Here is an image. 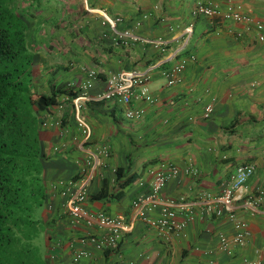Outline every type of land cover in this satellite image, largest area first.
I'll return each mask as SVG.
<instances>
[{"label": "crops", "instance_id": "0c3cea01", "mask_svg": "<svg viewBox=\"0 0 264 264\" xmlns=\"http://www.w3.org/2000/svg\"><path fill=\"white\" fill-rule=\"evenodd\" d=\"M69 1L64 0L65 5ZM214 1L238 3L264 23V0ZM85 3L81 18L64 31V42H54V53L69 62L64 69L53 67L46 81L49 89L75 90L72 83H81L89 69L97 70L79 110L91 126V138L83 142L78 135L71 98L59 108L65 93L40 115L50 121L39 133L47 184L40 217L48 264H264V213L250 214L235 202L236 215L248 223L251 233L243 245L227 253L220 249L218 236L231 237L233 222L225 211L217 216L204 209L206 202L219 206L216 197L230 184L238 164L254 165L242 194L264 187V42L252 31L238 36L243 22L194 13V0ZM106 11L120 18L114 28L101 16ZM191 21L194 27L188 36L184 28ZM125 30L138 39L123 35ZM187 53L195 58L180 80L168 85L161 70ZM123 69L149 75L153 101L134 102L144 109L140 118H126L123 106L102 97L108 74ZM53 72L55 78L50 76ZM58 75L68 79L66 85L59 86ZM210 101L213 112L204 119L203 108ZM63 127L69 128L66 135L60 134ZM100 144L108 146V156L97 153ZM54 145L62 146L61 151L54 152ZM87 151L92 152V165L83 171ZM189 166L196 172L187 171ZM170 167L179 172L167 181L161 196L176 201L177 219L186 213L178 206V198L184 196L193 204L195 218L180 233L165 234L135 216L132 201L148 189L153 172ZM59 179L73 181V188L85 184L83 205L88 212L118 216L131 225L115 250L81 242L86 235L101 236L104 229L71 222L66 197L50 188ZM157 215L158 210L149 213ZM79 250L88 256L75 262L72 256Z\"/></svg>", "mask_w": 264, "mask_h": 264}, {"label": "built area", "instance_id": "2783aa9c", "mask_svg": "<svg viewBox=\"0 0 264 264\" xmlns=\"http://www.w3.org/2000/svg\"><path fill=\"white\" fill-rule=\"evenodd\" d=\"M194 13H200L207 17H218L223 20L243 22L244 28L237 31V35H242L243 32L252 31L255 39L258 42H264V23L243 11L242 7L235 2H219L214 0H194ZM104 20L111 28H114L120 21L119 17L110 18L106 12H102ZM146 17V15H145ZM139 25V23H137ZM194 22L191 21L184 28V33L188 36L192 34ZM123 35L137 40L138 37L129 30H125ZM195 58L193 53L183 54L180 59L171 67L161 70V75L166 78V83L172 85L180 80V74L185 69L189 61ZM98 73L96 69H89L86 78L78 84L72 83L71 87H77L81 90L80 94L75 97L62 95L59 108L63 107V102L71 98L75 109V128L83 142H88L92 135L90 124L79 115V110L83 106L86 98V91L93 86L97 79ZM149 75L147 72H137L135 70H118L110 72L105 80V88L102 92V97L115 101L123 106L124 116L128 119L140 118L144 115V109L136 106L134 102L145 101L152 102L153 97L148 87ZM214 104L212 101L204 105L202 117L210 118L213 112ZM50 121L47 119L41 120V126H48ZM69 132L68 127H63L60 131L61 135H66ZM62 146L54 145L52 150L60 152ZM87 156L83 161V171L86 167L92 165V152L87 151ZM97 153L108 156L109 148L106 144H100L97 148ZM167 172L155 171L149 182L148 189L145 192L138 194L132 201L135 208V216L140 217L148 225L156 228L159 232L180 233L192 219L195 218L193 204L185 200L184 196L178 198V206L185 211V216L182 219H177V212L173 208L176 204L175 200H166L162 198L161 192L167 181L178 174L179 170L175 167H170ZM187 171L195 173L196 170L189 166ZM254 173V165L250 163L238 164L231 176L230 184L224 187L222 193L216 197V202L219 206L214 207L213 202H206L204 209L211 210L217 216H222L224 211L227 212V217L233 222L235 229L234 234L227 238L223 234H219V247L227 253L232 252L234 246L243 245L250 236V228L246 221L236 215L235 202H239V206L248 211L250 214L264 213V187L256 189L255 192L242 194L240 189L245 184L247 179ZM50 188L54 191L58 190L59 194L66 197V207L71 218V222L77 224L84 222L87 225H96L100 229H104V233L96 237L95 235H86L81 238L84 244H92L97 249L115 250L119 244L121 234L131 228L130 224L125 223L118 216H110L103 212L90 213L88 212L83 202L87 197V188L85 184H80L77 188H73L71 180H55L50 183ZM158 210L156 217H150L149 213ZM86 250L74 252L73 261H78L83 257H87ZM250 264H257L252 262Z\"/></svg>", "mask_w": 264, "mask_h": 264}, {"label": "trees", "instance_id": "16d2710c", "mask_svg": "<svg viewBox=\"0 0 264 264\" xmlns=\"http://www.w3.org/2000/svg\"><path fill=\"white\" fill-rule=\"evenodd\" d=\"M39 1L21 8L16 0H0V264H48L34 242L44 230L35 209L47 196L39 113L60 94L78 93L32 89L34 50L25 15L32 7L38 11Z\"/></svg>", "mask_w": 264, "mask_h": 264}, {"label": "rangeland", "instance_id": "374dc122", "mask_svg": "<svg viewBox=\"0 0 264 264\" xmlns=\"http://www.w3.org/2000/svg\"><path fill=\"white\" fill-rule=\"evenodd\" d=\"M16 2L21 8H29L31 0H16ZM39 2L40 7L38 11L32 7L28 14L25 15L28 25V41L33 44L32 49L34 50V79L32 89L38 93H49V84L46 81L48 73L56 66L58 68L62 66L64 69V64L69 62L68 59L54 53V42H64V31H68V28L73 25L76 20L81 18L84 13L83 8L84 5H86V0H70L66 5L64 0H40ZM106 12L110 18L115 19L118 16L113 15L112 12ZM101 16L104 19L102 12ZM62 46H64V43ZM59 51L60 50H58V52ZM54 72L50 76L55 78ZM64 78V75H58L57 79L60 81L59 86L67 84L68 79ZM41 114H43V112L39 113V115ZM41 208L42 207H38L35 209L36 216L39 215L40 217ZM34 242L39 246L40 250L45 253V236L43 231L39 232Z\"/></svg>", "mask_w": 264, "mask_h": 264}]
</instances>
